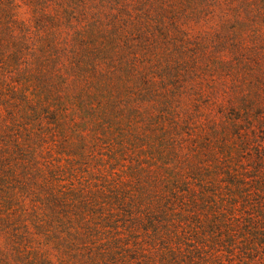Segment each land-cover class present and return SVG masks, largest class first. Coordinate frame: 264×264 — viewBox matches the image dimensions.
Returning a JSON list of instances; mask_svg holds the SVG:
<instances>
[{
	"label": "rangeland",
	"instance_id": "obj_1",
	"mask_svg": "<svg viewBox=\"0 0 264 264\" xmlns=\"http://www.w3.org/2000/svg\"><path fill=\"white\" fill-rule=\"evenodd\" d=\"M82 1L9 0L0 10L37 27L44 8L42 43L59 29L67 44L65 36L80 33L79 21H67L78 5L100 32L82 43L125 50L108 66L72 55L61 70L44 63L58 95L53 107L64 101L69 111L63 127L54 126L66 132L54 138L60 180L73 189L78 165L106 203L121 186L108 236L118 248L90 254L79 215L59 223L52 210L43 232L34 218L14 222L13 210L0 216V264H38L41 254L44 264H239L246 256V264H264V0ZM128 11L143 24L125 23ZM10 95L0 93V160L14 164V114L31 109Z\"/></svg>",
	"mask_w": 264,
	"mask_h": 264
},
{
	"label": "trees",
	"instance_id": "obj_2",
	"mask_svg": "<svg viewBox=\"0 0 264 264\" xmlns=\"http://www.w3.org/2000/svg\"><path fill=\"white\" fill-rule=\"evenodd\" d=\"M82 2H84L82 6L89 4L87 0ZM8 3L9 0H0L1 6ZM76 6L77 8L67 13V21L69 28L76 26L79 21L81 23L80 33L69 37L65 36L63 39L68 41L67 44L59 43L63 33L59 29L52 33L48 45L42 43L46 39L45 32L40 33L44 29L42 26L45 19L44 8L40 9L33 21L37 27H32L30 23L22 21L10 9L0 10V93H11L9 97L12 100H23L31 109V113H26L25 118L19 119L14 114V164L10 161L2 162L0 160V216L9 218L12 215H6V211L14 210V222H24L28 217L34 218L39 226V231L44 232L46 228L44 220L52 216V210L56 211L55 218L59 223L65 221L67 214L79 215L81 223L89 230L86 240L89 241L90 254L95 255L99 252L98 250H101L102 253H108L111 256L115 253L114 249L118 248H116L117 239L112 242L108 236L112 231H116L118 213L123 202L119 194L121 186L113 185L112 188L115 189L113 191L117 190L118 194L111 197L112 200L106 203L104 202L105 191L96 190L95 194L92 193L93 182L84 179L85 176L80 175L78 165H73L72 173L77 183L71 184L73 189L67 190L60 180L65 170L55 165L53 159L55 152L58 153L60 148V142L54 140L55 136L56 138L57 135L63 137L66 134V132L61 133L59 128L56 131L54 126L63 127L69 111L64 101L60 102L58 109L53 107L58 95L53 97L51 85L48 83L47 74L50 69L61 70L68 55L76 56L79 60H83L85 57L88 65L91 61V67L108 66V59L117 50L121 55L125 52L121 48L82 43L96 40L98 36L95 34L100 32L95 23L86 21L87 14H80L79 6ZM84 9L88 10L85 7ZM126 17L125 23H134L135 27L143 24L133 18L130 11ZM14 21L17 25H14ZM98 21H101V18ZM14 26H17L15 31L20 34L16 37L15 43ZM122 50L124 51L122 52ZM44 63L50 64L51 68L44 66ZM34 84L45 88L41 89L40 96L29 91V88ZM32 118H35L36 124L31 125L29 129H22V124L26 122L28 125ZM21 130L28 133L27 138L29 139L24 138ZM5 155L8 156V154H2V157ZM261 220L264 222V219L261 218ZM185 221L183 220V222ZM185 223L190 224L189 221ZM3 225L6 224L3 223ZM24 244L29 245L30 242L25 239ZM227 244L230 248L234 246L233 242L228 241ZM218 246L224 248L225 244ZM262 246H264V242L259 248ZM139 250L142 251L141 248ZM139 250L137 248L136 252ZM204 254L206 255V253ZM205 255L202 260L210 258ZM246 258L247 256L245 257L246 261H242L243 264L250 260V257ZM46 260L48 257L41 254L38 264H44Z\"/></svg>",
	"mask_w": 264,
	"mask_h": 264
}]
</instances>
